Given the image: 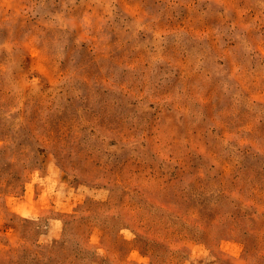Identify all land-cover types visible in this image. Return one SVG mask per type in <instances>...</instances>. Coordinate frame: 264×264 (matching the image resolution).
I'll return each mask as SVG.
<instances>
[{"label": "rangeland", "instance_id": "1", "mask_svg": "<svg viewBox=\"0 0 264 264\" xmlns=\"http://www.w3.org/2000/svg\"><path fill=\"white\" fill-rule=\"evenodd\" d=\"M0 264H264V0H0Z\"/></svg>", "mask_w": 264, "mask_h": 264}]
</instances>
